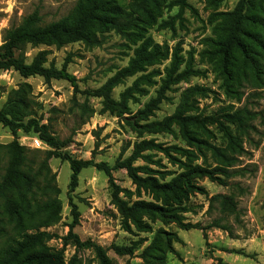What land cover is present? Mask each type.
I'll return each instance as SVG.
<instances>
[{"label": "rangeland", "instance_id": "1", "mask_svg": "<svg viewBox=\"0 0 264 264\" xmlns=\"http://www.w3.org/2000/svg\"><path fill=\"white\" fill-rule=\"evenodd\" d=\"M76 1L0 0V45L4 31L17 26L24 16L37 11L43 23H50L68 13ZM114 1L124 8H133L137 2ZM237 2L156 0L152 15L144 16L143 29L138 32L168 45L170 52L179 44V54L185 60L191 55L199 73L171 85L146 113L141 111L157 97L169 59L127 77L113 89V98L119 99L121 92L131 88L125 101L127 110L121 115L103 111L100 99L84 92L98 88L133 56L138 42L114 32L105 33L95 45L76 41L22 50L27 62L42 52L43 66L64 68L75 77L78 91L67 80L24 77L12 69H0V107L9 98H22L27 105L25 119L35 118L46 125L58 141L59 151L76 159L117 166L110 175L93 166L82 169L76 187L70 190L69 164L53 154L55 148L34 133H12L0 124V177L7 163L4 147L16 141L24 147L35 176L27 195L33 227L27 231L46 233V245L62 253L64 264H99L97 247L111 264H264V51L258 57L262 72L253 76L247 67L246 77L233 80L207 40L218 37L222 19L218 13L232 11ZM236 63L241 65L240 60ZM154 70L158 72L152 75ZM143 74L149 78L137 79ZM194 85L203 87L204 92L191 96L194 106L184 115L204 123L197 136L201 140L189 144L174 124L169 129L149 131L147 125L172 115L182 92ZM236 116L240 126L238 120L231 122ZM225 131H232L234 144ZM142 141L155 146L142 150L131 161L140 176L169 182L185 170L184 164L221 169L212 172V178L192 176L180 203L172 202L181 220L197 223V228L183 229L172 220L146 217L142 219L149 225L147 231L132 225L129 231L122 227L121 215L111 199L110 180L127 191H120L119 197L129 204L153 201L150 191L137 187L127 168L119 165ZM210 145L227 158L213 154ZM49 212L52 222L35 227ZM75 215L78 222L72 233L79 245L69 235ZM13 236L7 227L6 235L0 237V250ZM115 247L129 250L118 253Z\"/></svg>", "mask_w": 264, "mask_h": 264}, {"label": "trees", "instance_id": "2", "mask_svg": "<svg viewBox=\"0 0 264 264\" xmlns=\"http://www.w3.org/2000/svg\"><path fill=\"white\" fill-rule=\"evenodd\" d=\"M156 6V0H137L133 8H124L114 0H77L73 8L59 19L43 23L37 11L24 16L21 22L14 27L6 29L3 33L0 45V69H12L24 77L39 75L45 79H63L71 83L76 91L79 90L76 79L64 68L45 67L42 65L43 53H38L31 62H27L22 50L26 46L36 47L39 45L56 47L67 43L81 41L87 45L99 44L104 39V34L114 32L127 40L138 42L134 48L133 56L130 57L126 66L117 70L102 85L96 89L84 91L86 94L99 98L103 111L121 115L126 107V97L131 88L121 92L119 99L112 96L113 89L122 83L127 77L138 72L145 71L147 67L169 59L164 67V77L156 98L151 99L145 105V111L149 112L159 102L163 92L173 84L188 80L191 76L199 73L193 66L192 56L184 59L179 54V44L172 51L166 44L154 42L148 35L139 33L145 23L144 16L152 15V7ZM220 32L216 39L210 40L213 53L222 61L224 72L232 75L233 80L239 76H247L248 67L254 76L262 72L259 56L264 51V0H238L232 11L220 12ZM138 36V37H133ZM133 37V38H132ZM241 61V65L236 61ZM158 71L150 72L152 75ZM151 75V76H152ZM149 78V74H143L137 79ZM82 92V91H81ZM204 89L198 85L190 86L181 94V101L175 112L162 121L150 122L147 127L149 131L156 129H169L172 124L176 125L182 137L188 141L201 140L199 128H205L204 123L198 122L193 115H184L193 108L191 96L203 94ZM26 102L22 98H9L0 107V124L8 128L12 133L21 130L24 133H34L46 145L55 148L53 154L66 160L70 168L69 189L73 190L77 185L80 171L87 167H95L110 175L113 168L104 162L93 160L76 159L67 152L59 151L58 141L48 132L47 126L35 118H27ZM240 126V118L238 116ZM231 143L234 144L232 131H225ZM205 143V142H204ZM151 141H142L136 144L131 155L119 165L127 168L132 182L139 188L149 190L153 201L136 200L132 203L119 197L120 191L117 185L110 180L111 199L121 215L122 227L129 231L131 225L139 231L149 230L147 219H160L165 222L172 220L183 229L197 228V223L183 222L173 207V201L180 203L181 197L186 189L190 187L192 176H209L212 172L221 170L219 167L208 170L199 165L188 167L172 178L169 182H161L152 175L140 176L132 167L131 161L139 156L145 149H151ZM7 163L4 173L0 179V237L6 235V228L10 227L14 236L4 248L0 250V264H64L62 253L52 251L47 245L48 235L44 232L28 233L34 218L30 216V206L27 195L31 192L35 176L31 173L24 154L25 149L16 141H12L5 147ZM213 154L226 159L223 153H218L217 148L210 145ZM217 152V153H216ZM127 193V191H123ZM170 198V199H169ZM224 204V203H223ZM52 214L46 213L40 219L38 226L47 225L52 222ZM78 217L75 215L69 226V235H72L75 244L80 241L72 229L77 224ZM34 227V228H35ZM118 253L126 252L125 247H115ZM99 264H111L109 259L99 247L96 248ZM158 264V263H154ZM159 264H165L164 262Z\"/></svg>", "mask_w": 264, "mask_h": 264}]
</instances>
